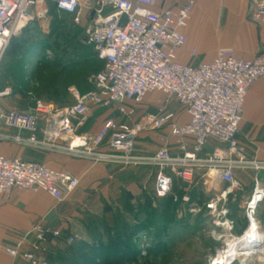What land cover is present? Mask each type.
I'll use <instances>...</instances> for the list:
<instances>
[{
    "label": "built area",
    "instance_id": "2783aa9c",
    "mask_svg": "<svg viewBox=\"0 0 264 264\" xmlns=\"http://www.w3.org/2000/svg\"><path fill=\"white\" fill-rule=\"evenodd\" d=\"M166 1L0 0V53L15 31L34 19L29 9L52 3L59 13L70 15L75 25L83 27V39L87 38L86 44L103 62L102 70L93 77L91 90L82 94L74 88L69 90L75 100L69 108L59 109L41 100H36L28 111L0 107V126L15 133L0 132V142L74 158L155 166L159 170L154 185L158 198L165 197L171 190L172 179L168 173L191 184L196 171L205 170V175L211 174L228 184L230 191L237 190L234 170L247 166L237 148L243 105L252 84L264 77V55L242 60L231 50L220 49L209 63L196 66L179 63L177 52L186 44L184 30L195 2L182 0L179 7L166 8ZM250 18L254 22L264 19V3L253 9ZM150 93L159 94L162 101L156 113L146 114L137 124L117 125L108 120L93 136L78 134L77 128L85 122L91 107L116 106L119 105L115 103L117 100L139 103ZM13 95L11 86L0 88V102ZM172 101L188 118L183 125L171 123L169 126V136L177 140L181 155L172 157L167 139L161 137L164 146L154 156L131 157L138 133L160 130L174 119L167 110ZM117 110L124 112L121 106ZM40 121L47 126L41 139L38 138ZM107 136L109 153H104L99 149ZM211 140L217 147L207 158H199ZM189 143L191 150H188ZM112 153L116 156H111ZM78 185L79 181L67 173L19 157L0 155L2 196L17 189L44 192L61 202ZM261 200L262 193L255 187L245 208L250 226L255 224L253 216ZM206 208L210 214L215 213L214 203ZM227 228L231 230L232 223ZM36 231L38 241H44L45 233L40 229ZM52 235L58 237L57 232ZM73 241L69 238L67 243ZM39 249L33 245L34 251ZM4 251L11 257L18 256L15 250ZM228 251L215 250L208 264H233L236 252ZM22 257L28 264H40L32 253Z\"/></svg>",
    "mask_w": 264,
    "mask_h": 264
},
{
    "label": "crops",
    "instance_id": "0c3cea01",
    "mask_svg": "<svg viewBox=\"0 0 264 264\" xmlns=\"http://www.w3.org/2000/svg\"><path fill=\"white\" fill-rule=\"evenodd\" d=\"M205 1L207 0H194L196 4L198 3L196 8L198 10L202 8ZM181 3L182 0H167L164 7H179ZM221 3L219 8L211 6L212 12H209V15L211 13L213 17L210 15L212 18L210 17L209 26L205 24V27H201L198 24L199 12L194 13L192 20H189L191 22H188L189 24L184 30L187 38L186 44L177 52L179 63L191 66L209 63L220 49L231 50L235 57L242 60H250L256 56L264 55V19L258 22L252 21L251 18L247 19L251 4L255 9L262 5L264 0H221ZM150 94L146 97L149 98L148 104L153 107V110L146 112L144 116L156 113L157 106L162 101L159 94ZM118 104L109 107H91L85 122L77 128L78 134L95 135L106 121L113 120V111H118V106L123 107L128 116L134 113L132 105L128 101ZM5 106L6 104L0 102V107L3 110H6ZM167 110L172 112L174 119L162 129L154 131H163L164 133H158V140L152 142L154 147L146 157L154 156L164 146L160 141L161 137L167 139V149L172 157L181 155L177 140L169 136V126L171 123L183 125L187 123L188 118L174 101L170 103ZM129 119L131 118L129 117ZM139 119L123 124L133 125ZM46 128V124L40 121L39 139L43 137ZM0 132L9 135L15 134L2 126H0ZM108 141L109 137L107 136L99 149L100 151L109 153ZM216 147L217 144L211 140L204 146L198 157L207 158ZM237 148L243 162L247 165L245 168L234 170V178L239 185L237 190L230 191L228 184L213 178L211 174L205 175V170L196 171L194 180L203 182L204 187L202 188L208 198V204H215L214 214H210V210L207 208L206 210L207 216L213 222H220L219 229L223 233L218 236L222 243L219 249L236 252L233 264H264V248L247 251L248 243H239L240 237L245 235L242 236V234L251 228L245 219V208L253 196L255 187L262 193V200L258 203L253 216L254 228L257 231L256 236L261 242L264 241V77L256 80L248 90L243 105L240 131L237 136ZM188 150H191L190 143ZM0 155L19 157L25 161L35 162L52 170L67 173L79 181L74 192L61 202L53 200L44 192L35 193L16 189L8 196L0 195V264H28L22 256L31 253L40 264L41 262L47 264L42 258V255H45L42 252L45 250L43 248L45 245L60 247L66 243L68 237L73 239L77 233L86 234L91 226L90 222H96L95 228L99 230L102 225L97 222H101L105 216L110 217L111 214L102 198L107 201L112 193L116 194L121 191H128L134 195L140 191V184L143 185L144 190L148 189L154 193L155 178L159 171L152 165L143 164L140 168H133L127 165L121 166L120 163L116 165V163L108 161L74 158L52 151L18 147L11 143L0 142ZM167 175L171 177L172 181H178L169 173ZM73 207H80L83 215H78L77 210ZM91 212H97L99 219L84 214ZM110 220L108 218L107 222ZM235 220H240V222H235ZM86 222H89L90 225L88 226ZM229 223H232L231 230L227 228ZM36 228L42 230L47 236L46 241L40 244L38 251L33 250V245L36 242L35 237L31 238V232L35 233ZM53 232H57L60 236L52 238L50 235ZM80 241L86 240L81 238ZM5 249L17 251L18 256H9L4 251ZM213 255L214 251L207 258L209 259Z\"/></svg>",
    "mask_w": 264,
    "mask_h": 264
},
{
    "label": "rangeland",
    "instance_id": "374dc122",
    "mask_svg": "<svg viewBox=\"0 0 264 264\" xmlns=\"http://www.w3.org/2000/svg\"><path fill=\"white\" fill-rule=\"evenodd\" d=\"M218 2V0H207L204 3L202 2V8L199 10L196 8L198 7V3H195L196 5L191 13L190 20H192L194 13L196 14L199 12L197 16L199 19L198 24L201 27H205L208 25V22L205 20L206 18H204V16L207 14V11L211 9V6L216 5L219 8L221 2ZM29 11L34 14V19L28 22L26 26H29V28L31 27L29 34L32 36L34 34V36L31 40L22 42L23 46L22 49L19 50V54H14V56L10 54V47L12 46L9 44L12 42L13 44L18 43L17 39L20 38L22 32L26 28L25 26L15 31L8 42L9 44H7L0 53V83L16 89V93L11 98L3 99L1 102L6 104L4 107L6 110L14 109L28 111L33 107L36 100L51 103L54 107L59 109L69 108L75 101L69 90L74 88L80 94L91 90L93 88V77L100 72L102 68L97 69V67H92L91 70L88 69L90 72L87 71L86 74V72L82 70L65 73L62 72L60 68L54 67L53 63L56 62V60H52L54 58L52 52L46 49L48 48L46 38H48V33L52 29V24L63 23L70 28L75 25H73L71 19L65 15L57 14V16L54 17L49 6L35 7L29 9ZM201 15L202 17H200ZM76 28V30H79L78 39H80V30L83 31V27L76 25ZM35 48H38L40 51H35ZM89 52L91 53V51ZM90 53H88L86 58H91V55H89ZM60 81L69 82L70 84L59 91L58 83ZM148 100L149 98L146 97L139 103L128 101V103L132 105L131 108L134 113L128 116L125 110L123 113L113 111L112 121L117 125H123L124 122L129 123L138 118L141 120V116L153 110V107L148 104ZM129 117L131 119H129ZM158 133L163 134L164 132L147 131L138 133L134 140L131 157L143 158L146 157L148 153H151L152 147H154L152 142L158 140ZM110 155L116 156V153ZM112 163H116V165L117 163L119 164L117 161ZM120 165L124 166L122 163H120ZM127 166L140 168L143 164L136 163L128 164ZM139 187L140 191L134 195L128 193V191H121L116 194L112 193L107 201L102 198L103 203L106 204L107 208L110 210L111 214L110 217H108L111 219L110 222H107L108 218L105 216L101 222H97L102 225L99 230L95 228L96 222H90L92 227L90 226L86 234L77 233L76 237L78 238L73 237L74 241L71 244L67 243L70 238L68 237L66 243L60 247L45 245L43 247L45 250L42 251L45 255H42V258L45 259L47 264H51L52 262L57 264L56 256H60L61 253L63 254V251L69 246L75 249L77 247L76 244H78L81 238H85L86 241L80 242H82L84 246H87L88 249H83V251H81L80 264H100L89 260L83 261L85 259V254H89L88 250L96 247V242L94 241L95 234L98 233L97 235L101 236V241L105 243L109 239L106 234V227L112 231L113 237L114 232L117 230L122 231L125 224L129 225L135 222V220H139L141 214H138L142 209L147 208L151 210L157 205L161 207L170 198V212L168 217L165 218L161 213L158 216V220H162V222H168V220L173 222V226L168 230L172 239L169 238L170 246L166 252L156 256L149 252L154 244L155 235L154 232H152L153 230L150 232V228L147 230L144 227L136 233L132 239L135 246L134 248L138 250V256L135 259L125 260L121 263L114 261L107 262L104 260L101 264H208L207 257L222 245V243H220L221 241H219L220 239L216 237L222 235L223 232H220V223L216 225L217 222H213V220L207 216L206 206L208 204V198L205 196L202 188L204 187L203 182L194 180L191 184H187L176 181L173 192L170 193L169 196L166 195L163 198L156 197L153 191H149L148 189L144 190L142 184H140ZM73 209L77 210L76 212L78 215H83L80 211V207H73ZM84 214L94 219H99V214L97 212ZM155 220L156 218L153 219V221ZM90 223L88 222L87 225L89 226ZM37 229L38 228H36V230ZM104 229L106 232H104ZM53 233L50 235L52 238H54L52 235ZM59 236L60 234H58V237ZM34 237L36 239L35 245L37 248L47 239L45 234L44 241H38L37 231L35 233H33V231L31 232V238ZM164 245L165 241L160 247H164ZM148 252L149 255H147ZM72 259L73 258L70 256H67L65 261L67 264H73Z\"/></svg>",
    "mask_w": 264,
    "mask_h": 264
},
{
    "label": "trees",
    "instance_id": "16d2710c",
    "mask_svg": "<svg viewBox=\"0 0 264 264\" xmlns=\"http://www.w3.org/2000/svg\"><path fill=\"white\" fill-rule=\"evenodd\" d=\"M46 6H49L51 8V13L54 15V17H56L57 14L65 15L69 17L71 19V22L73 23L70 15L59 13L52 3H49ZM73 25L75 24L73 23ZM76 29V25L71 26L70 28L68 25H65L63 23L52 24V29L48 33V38H46V44L48 45V48L46 49L52 52L54 56L52 60H56V62L53 63L54 67L60 68L61 71L65 73H72L76 70H82L86 72V74L87 71L90 72L89 70H91L92 67H97V69L103 68V62L98 59L95 52L93 51V48L83 42L84 31L80 30L81 38L78 39L79 30ZM30 30L31 27L29 28V26H26L20 38L17 39V44H13V42L10 44L8 43L10 46H12L10 47V54H13V56L14 54H19V50L22 49L23 46L22 42L31 40L34 34L33 36L30 35ZM35 51L40 50L38 48H35ZM89 51H91V53ZM88 53H90L89 55H91V58H86L88 56ZM68 84L70 83L60 81L58 83V90H63V88ZM6 86L7 85H3V83H0V88H4ZM12 88L14 89L15 94L16 89L14 87ZM178 181L181 182L180 180ZM175 184L176 181L173 180L171 190L167 194V196H169L170 193L173 192ZM170 202L171 200L169 198L161 207L157 205L151 210H148L147 208L142 209L139 214L137 213L138 215L141 214L139 220H135V222L129 225L125 224L122 231L117 230L114 232L113 237L112 231L106 227V234L109 239L105 243L101 241V236L97 235L98 233L95 234L94 241L96 242V247L88 250L89 254H85V259L83 258V261L89 260L101 264L104 260L107 262L114 261L121 263L125 260L135 259L138 256V250L134 248L135 246L132 239L135 234L142 230L144 227L147 230L150 228V232L153 230L152 232H154L155 235V241H153L154 244L149 252H151L155 256L166 252L170 246L169 240L172 239V236L170 237L171 234L168 232V230L173 226V222H171V220H168V222H162V220H158V216L161 213L165 218L168 217L170 212ZM154 218H156L155 221H153ZM235 222H240V220H235ZM106 231L104 229V232ZM164 241V247H160V245L164 243ZM76 245L77 247L75 249H73L72 246H69L65 251H63V254L61 253L60 256H56L57 264L58 262L59 264H67V262L65 261L67 256L73 258V264H80L81 251H83V249H88V247L84 246L82 242H78V244ZM149 252L147 255H149ZM51 264L54 263L52 262Z\"/></svg>",
    "mask_w": 264,
    "mask_h": 264
},
{
    "label": "bare ground",
    "instance_id": "6f19581e",
    "mask_svg": "<svg viewBox=\"0 0 264 264\" xmlns=\"http://www.w3.org/2000/svg\"><path fill=\"white\" fill-rule=\"evenodd\" d=\"M219 2H221V0H218ZM218 2V3H219ZM222 4V3H221ZM214 6H216V5H214ZM225 6V5H224ZM211 10V11H210ZM214 11V10H213ZM209 12H212V7H211V9H209L208 11H207V14L204 16V18H206L205 20H207V22H208V26H209V20H210V17L212 16L211 15V13H210V15H209ZM201 13V12H200ZM216 14V13H215ZM230 14V13H229ZM225 15V14H224ZM200 17H202V15L200 16ZM213 17V16H212ZM211 17V18H212ZM203 19V18H202ZM213 21V20H212ZM205 22V21H204ZM215 23V22H214ZM255 226H254V224L251 226V228L249 229V230H247L246 231V233H244L245 235L243 236V237H240V239L241 240H239L240 242V244L242 243H244V244H246V243H248V242H250L251 240H255V241H258V242H261V240L256 236V230H255V228H254ZM258 235V234H257ZM238 244V243H237ZM237 244H235V245H237ZM235 248V247H234ZM233 248V249H234ZM231 251H233V250H231ZM232 253V252H231Z\"/></svg>",
    "mask_w": 264,
    "mask_h": 264
},
{
    "label": "water",
    "instance_id": "95a60500",
    "mask_svg": "<svg viewBox=\"0 0 264 264\" xmlns=\"http://www.w3.org/2000/svg\"><path fill=\"white\" fill-rule=\"evenodd\" d=\"M253 9H254V7H253V5L251 4V8H250V11H249V14H248V20H249V18H250V16H251V13H252V11H253ZM83 42H87V38L85 37L84 39H83ZM115 103H119V100H117ZM244 235V233L242 234V236ZM262 248H264V241L263 242H258V241H255V240H251L250 242H248V246H247V251H249V250H259V249H262Z\"/></svg>",
    "mask_w": 264,
    "mask_h": 264
}]
</instances>
